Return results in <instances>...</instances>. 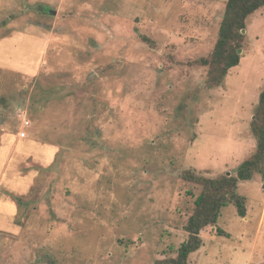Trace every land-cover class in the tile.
Wrapping results in <instances>:
<instances>
[{"label":"rangeland","instance_id":"1","mask_svg":"<svg viewBox=\"0 0 264 264\" xmlns=\"http://www.w3.org/2000/svg\"><path fill=\"white\" fill-rule=\"evenodd\" d=\"M227 1L0 0V264L177 257L202 191L184 173L236 176L257 150L264 8L222 86L198 63ZM238 193L247 215L224 207L189 264H264V174Z\"/></svg>","mask_w":264,"mask_h":264},{"label":"trees","instance_id":"2","mask_svg":"<svg viewBox=\"0 0 264 264\" xmlns=\"http://www.w3.org/2000/svg\"><path fill=\"white\" fill-rule=\"evenodd\" d=\"M42 8L44 14H49L47 7ZM263 8L264 0L227 1L215 48L208 58H202L198 62L210 69L207 79L210 87L222 86L229 71L240 64L238 49L245 38L242 32L246 30L247 18ZM251 129L257 140V150L241 165L236 176L226 175L217 179H207L196 176L191 171L184 173L186 181L202 186V191L195 200L194 212L185 227L189 239L182 244L176 258L159 264H189V256L203 245L201 232L207 227L217 226L224 207L234 205L241 217L247 215V202L238 193V183L251 180L256 173L264 174V91L260 95ZM217 232L219 236L225 234L220 228Z\"/></svg>","mask_w":264,"mask_h":264},{"label":"built area","instance_id":"3","mask_svg":"<svg viewBox=\"0 0 264 264\" xmlns=\"http://www.w3.org/2000/svg\"><path fill=\"white\" fill-rule=\"evenodd\" d=\"M24 123H25L24 124V128H27V127L31 126V123L28 120H26ZM21 138H26V133L25 132H22Z\"/></svg>","mask_w":264,"mask_h":264},{"label":"water","instance_id":"4","mask_svg":"<svg viewBox=\"0 0 264 264\" xmlns=\"http://www.w3.org/2000/svg\"><path fill=\"white\" fill-rule=\"evenodd\" d=\"M49 13H50V14H52V15H55V14H56V12H55V11H49ZM245 32H246V31H245V30H243V32H242V33H243V34H245ZM239 53H240V52H239Z\"/></svg>","mask_w":264,"mask_h":264}]
</instances>
